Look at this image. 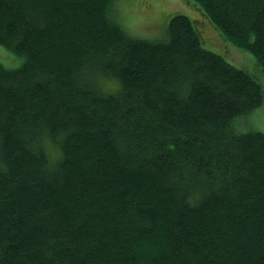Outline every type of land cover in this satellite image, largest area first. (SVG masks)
Segmentation results:
<instances>
[{
  "label": "trees",
  "instance_id": "16d2710c",
  "mask_svg": "<svg viewBox=\"0 0 264 264\" xmlns=\"http://www.w3.org/2000/svg\"><path fill=\"white\" fill-rule=\"evenodd\" d=\"M180 2L0 0V264H264V0Z\"/></svg>",
  "mask_w": 264,
  "mask_h": 264
},
{
  "label": "rangeland",
  "instance_id": "374dc122",
  "mask_svg": "<svg viewBox=\"0 0 264 264\" xmlns=\"http://www.w3.org/2000/svg\"><path fill=\"white\" fill-rule=\"evenodd\" d=\"M182 8L180 0H117V18L125 30L134 37L140 38H160L161 23L163 13L171 8ZM158 34V35H157ZM155 35H157L155 37ZM226 49L228 61L238 68L247 70L254 75L261 83L264 89V73L255 65L254 58L248 51L240 50L237 47L227 43ZM206 48L217 53L219 49H211L208 44ZM0 63L9 69H15L22 63V58L15 56L4 46L0 45ZM107 89L115 87L114 83L105 85ZM235 127L242 132L259 131L264 133V104L249 116L243 119L235 120ZM51 159L56 155V150L50 148Z\"/></svg>",
  "mask_w": 264,
  "mask_h": 264
},
{
  "label": "snow or ice",
  "instance_id": "6c2138e0",
  "mask_svg": "<svg viewBox=\"0 0 264 264\" xmlns=\"http://www.w3.org/2000/svg\"><path fill=\"white\" fill-rule=\"evenodd\" d=\"M262 130H264V129H262Z\"/></svg>",
  "mask_w": 264,
  "mask_h": 264
}]
</instances>
